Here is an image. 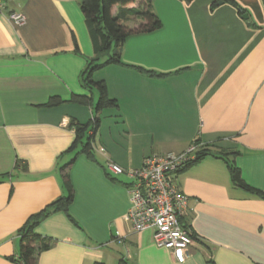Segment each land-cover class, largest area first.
Here are the masks:
<instances>
[{
  "label": "crops",
  "instance_id": "obj_1",
  "mask_svg": "<svg viewBox=\"0 0 264 264\" xmlns=\"http://www.w3.org/2000/svg\"><path fill=\"white\" fill-rule=\"evenodd\" d=\"M213 1L152 0L162 26L127 37L122 64L92 73L118 104L98 113L99 93L83 80L96 55L80 0L8 4L0 14V264H24L20 229L67 195L66 171L74 198L36 227V264H264V197L235 185L224 159L264 191V0ZM10 10L25 21L14 23ZM78 95L91 101H73ZM54 96L62 102L44 106ZM74 123L89 125L91 152L69 150ZM193 141L208 154L176 176L195 239L179 261L152 230L133 229L132 180L106 163L137 169Z\"/></svg>",
  "mask_w": 264,
  "mask_h": 264
},
{
  "label": "trees",
  "instance_id": "obj_2",
  "mask_svg": "<svg viewBox=\"0 0 264 264\" xmlns=\"http://www.w3.org/2000/svg\"><path fill=\"white\" fill-rule=\"evenodd\" d=\"M219 2L230 3L238 7L234 0H214L212 7L218 6ZM132 3H134V0H80V8L90 26L89 32L96 55L93 59L88 61L83 73V80L90 90L96 89L99 93L98 101L95 106L96 113L105 107H116L118 104L115 99L109 97L105 82L93 80L92 73L107 64H122L121 51L127 37L139 33L153 32L162 26L161 20L153 11L152 0H143L140 5L130 7L129 5ZM132 17L139 18L141 22L133 27L127 25L126 22ZM140 70L152 74L151 71ZM73 101L89 103L91 97L78 95L73 97ZM61 102L62 100L59 97L54 96L51 97L44 106L58 105ZM98 123V118H95L91 127L93 131L96 130ZM74 126L76 129V138L69 150L74 151L81 145V151L91 152L93 148V134L87 133L89 125L74 123ZM207 154L208 152L206 149L198 151L196 159L184 169L197 163ZM227 155L228 154H226V156ZM224 159L228 164L235 185L250 193L264 197V191L254 188L244 182L241 178L240 170L235 166L232 160H227L226 157H224ZM63 181L68 190L67 195L59 197L41 211L33 214L20 229L19 258L24 264H36L38 244L41 239L40 234L36 232V227L40 221L51 212L50 210L67 211L74 198V190L71 185L70 175L67 171L63 175ZM47 247L48 242H42L40 244V248Z\"/></svg>",
  "mask_w": 264,
  "mask_h": 264
},
{
  "label": "built area",
  "instance_id": "obj_3",
  "mask_svg": "<svg viewBox=\"0 0 264 264\" xmlns=\"http://www.w3.org/2000/svg\"><path fill=\"white\" fill-rule=\"evenodd\" d=\"M0 0V14L10 2ZM8 17L16 24L25 21V15L9 11ZM201 147L193 141L186 150L161 155H148L137 169H125L113 161L106 168L112 174H126L131 178L128 187L130 208L127 216L136 232L152 230L156 246L169 249L173 256L184 261L194 237L184 221L188 214L189 197L176 182L178 172L194 161ZM105 151L103 147L99 149Z\"/></svg>",
  "mask_w": 264,
  "mask_h": 264
},
{
  "label": "water",
  "instance_id": "obj_4",
  "mask_svg": "<svg viewBox=\"0 0 264 264\" xmlns=\"http://www.w3.org/2000/svg\"><path fill=\"white\" fill-rule=\"evenodd\" d=\"M222 2H219V4H221ZM245 17H247V16H245Z\"/></svg>",
  "mask_w": 264,
  "mask_h": 264
}]
</instances>
